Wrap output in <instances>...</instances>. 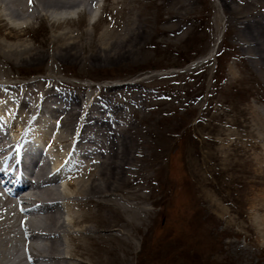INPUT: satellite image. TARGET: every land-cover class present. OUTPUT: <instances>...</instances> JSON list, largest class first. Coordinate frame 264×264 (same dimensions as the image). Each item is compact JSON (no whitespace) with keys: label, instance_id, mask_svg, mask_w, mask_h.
Here are the masks:
<instances>
[{"label":"bare ground","instance_id":"obj_1","mask_svg":"<svg viewBox=\"0 0 264 264\" xmlns=\"http://www.w3.org/2000/svg\"><path fill=\"white\" fill-rule=\"evenodd\" d=\"M97 1L0 0V77L6 78L0 79V264H131L136 231L149 219L143 192L162 153L129 118L137 106L132 90L103 84L95 93L91 84L46 75L12 82L5 76L76 64L69 58L88 50L95 54L86 61L112 58L97 53L150 38L149 7L169 11L156 15L164 22L179 17L173 9L181 4L108 0L109 22L98 34L103 42L92 46L85 39L103 19ZM245 2L239 21L254 33L243 45L250 59H264V0ZM74 11L95 17L93 32L79 20L72 28ZM39 28L42 47L29 42ZM255 208L261 211L255 230L264 234V201Z\"/></svg>","mask_w":264,"mask_h":264},{"label":"rangeland","instance_id":"obj_2","mask_svg":"<svg viewBox=\"0 0 264 264\" xmlns=\"http://www.w3.org/2000/svg\"><path fill=\"white\" fill-rule=\"evenodd\" d=\"M170 1L181 3L173 9L179 17L161 22L156 15L166 18L169 11L149 7L150 38L97 53L112 58L86 61L95 54L88 50L69 58L76 64L5 76L12 82L46 75L91 84L95 93L98 85L117 84L137 95L129 118L162 154L143 192L150 216L136 231L131 264H264V234L255 230L261 214L255 205L264 201V59H250L243 45L254 33L240 22L247 4ZM97 2L103 19L96 30L95 17L68 14L76 20L72 28L79 20L95 31L94 39L85 37L92 46L103 42L98 34L109 22L108 0ZM41 32L29 42L42 47Z\"/></svg>","mask_w":264,"mask_h":264},{"label":"snow or ice","instance_id":"obj_3","mask_svg":"<svg viewBox=\"0 0 264 264\" xmlns=\"http://www.w3.org/2000/svg\"><path fill=\"white\" fill-rule=\"evenodd\" d=\"M30 2H31V0H30Z\"/></svg>","mask_w":264,"mask_h":264}]
</instances>
